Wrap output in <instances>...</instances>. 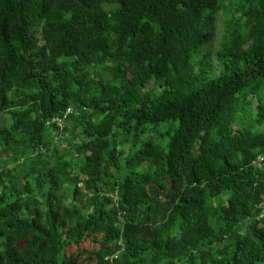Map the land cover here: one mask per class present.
I'll list each match as a JSON object with an SVG mask.
<instances>
[{"label": "trees", "instance_id": "obj_1", "mask_svg": "<svg viewBox=\"0 0 264 264\" xmlns=\"http://www.w3.org/2000/svg\"><path fill=\"white\" fill-rule=\"evenodd\" d=\"M0 154V264H264V0H0Z\"/></svg>", "mask_w": 264, "mask_h": 264}, {"label": "clouds", "instance_id": "obj_2", "mask_svg": "<svg viewBox=\"0 0 264 264\" xmlns=\"http://www.w3.org/2000/svg\"><path fill=\"white\" fill-rule=\"evenodd\" d=\"M68 109H72V108H67V109L62 113V116L57 117L56 119H53V120H51L50 122H46V125H47V126H48V125H49V126H52V124H55L57 127L62 128L64 122H62V124H61L60 126L57 124V122H58L59 119H62L64 113H65ZM72 110H73V111H78V110H74V109H72ZM79 114H80V111H79ZM79 114H78V115H75L74 113H71V114H68L67 117H68L69 115H71V116H75V117H78ZM67 117H66L64 120H66ZM64 120H63V121H64ZM55 142H56V139L54 138V143H55ZM0 155L2 156V154H0ZM260 161H261V159H260ZM20 163H21V162H20ZM7 168L10 169V167H7ZM117 259H118V251H117L116 253H112V254L106 255V256L104 257V261H105V262H108L109 264H114V262H115Z\"/></svg>", "mask_w": 264, "mask_h": 264}, {"label": "built area", "instance_id": "obj_3", "mask_svg": "<svg viewBox=\"0 0 264 264\" xmlns=\"http://www.w3.org/2000/svg\"><path fill=\"white\" fill-rule=\"evenodd\" d=\"M71 113H74L75 115H78V114H79V110H78V111H73L72 109H68V110L64 113L62 119H59V120H58L57 124L60 126V125L62 124L63 120L67 117V115H68V114H71Z\"/></svg>", "mask_w": 264, "mask_h": 264}, {"label": "rangeland", "instance_id": "obj_4", "mask_svg": "<svg viewBox=\"0 0 264 264\" xmlns=\"http://www.w3.org/2000/svg\"><path fill=\"white\" fill-rule=\"evenodd\" d=\"M219 24H220V26H222V23H221V17H220V22H219ZM219 33H220V31H219V32L217 33V35H216V39H217V40L219 39V37H218V36L220 35Z\"/></svg>", "mask_w": 264, "mask_h": 264}]
</instances>
